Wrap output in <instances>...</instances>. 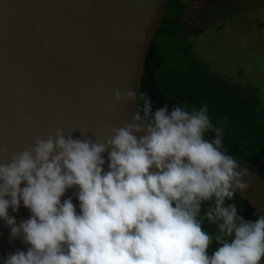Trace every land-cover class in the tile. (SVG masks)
<instances>
[{
	"label": "clouds",
	"instance_id": "9594fccd",
	"mask_svg": "<svg viewBox=\"0 0 264 264\" xmlns=\"http://www.w3.org/2000/svg\"><path fill=\"white\" fill-rule=\"evenodd\" d=\"M113 99L143 105L103 139L56 128L16 153L0 145V221L27 245L3 264H262L264 209L238 210L248 172L207 105L153 110L131 88Z\"/></svg>",
	"mask_w": 264,
	"mask_h": 264
},
{
	"label": "water",
	"instance_id": "95a60500",
	"mask_svg": "<svg viewBox=\"0 0 264 264\" xmlns=\"http://www.w3.org/2000/svg\"><path fill=\"white\" fill-rule=\"evenodd\" d=\"M168 1L0 0V145L16 153L56 128L103 139L130 120L136 105L117 104L115 89H139ZM241 167L251 186L237 195L257 214L264 183ZM74 192L66 197L78 206ZM9 215L19 222L30 212L21 204ZM17 249L27 245L0 221V264Z\"/></svg>",
	"mask_w": 264,
	"mask_h": 264
},
{
	"label": "trees",
	"instance_id": "16d2710c",
	"mask_svg": "<svg viewBox=\"0 0 264 264\" xmlns=\"http://www.w3.org/2000/svg\"><path fill=\"white\" fill-rule=\"evenodd\" d=\"M191 0H169L147 54L138 89L147 93L153 110L165 104L200 108L205 104L216 126L223 127L225 151L264 183V108L256 91L244 95L237 85L222 80L192 53V30L183 19ZM137 101L136 107L142 108ZM214 134L209 133L211 138ZM234 202L245 219L256 212L239 195ZM209 231L215 226L205 224ZM213 243V249L215 248ZM264 264V262H262Z\"/></svg>",
	"mask_w": 264,
	"mask_h": 264
},
{
	"label": "rangeland",
	"instance_id": "374dc122",
	"mask_svg": "<svg viewBox=\"0 0 264 264\" xmlns=\"http://www.w3.org/2000/svg\"><path fill=\"white\" fill-rule=\"evenodd\" d=\"M203 3L204 0H198L193 6L201 9ZM246 4V1L239 3L241 9ZM230 24L235 28L234 20H230ZM229 25L227 22L228 27H223L219 32L213 24L202 34L196 28L191 29L189 45L192 53L222 80L237 85L244 95L256 91L264 108V36H255L253 39L243 29L237 28V35L227 42Z\"/></svg>",
	"mask_w": 264,
	"mask_h": 264
},
{
	"label": "flooded vegetation",
	"instance_id": "af4514ba",
	"mask_svg": "<svg viewBox=\"0 0 264 264\" xmlns=\"http://www.w3.org/2000/svg\"><path fill=\"white\" fill-rule=\"evenodd\" d=\"M196 1L198 0L189 2L183 15L191 29L196 28L202 34L215 24L220 32L227 26V22L229 25L230 20H234L235 28L231 24L229 28L232 30L227 28V42H231L237 35V28L243 29L253 39L255 36H264V0H204L201 9L194 8L193 3ZM245 1L247 4L241 9L239 3Z\"/></svg>",
	"mask_w": 264,
	"mask_h": 264
}]
</instances>
